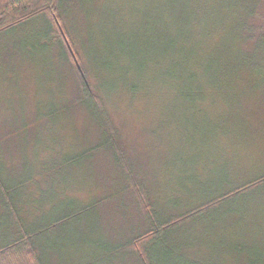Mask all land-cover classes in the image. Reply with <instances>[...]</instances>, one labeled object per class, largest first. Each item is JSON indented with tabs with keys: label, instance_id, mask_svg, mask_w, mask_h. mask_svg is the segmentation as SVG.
Returning a JSON list of instances; mask_svg holds the SVG:
<instances>
[{
	"label": "trees",
	"instance_id": "16d2710c",
	"mask_svg": "<svg viewBox=\"0 0 264 264\" xmlns=\"http://www.w3.org/2000/svg\"><path fill=\"white\" fill-rule=\"evenodd\" d=\"M114 1L116 12L110 18L105 9ZM193 2L165 0L167 16L175 11L185 17ZM210 4L219 12L218 30L206 38L215 40L229 29V45L239 52L235 57L226 55V75L248 73L255 91L264 95V0H210ZM134 9L131 0H0V111L12 109L10 118L0 117V264H264V247L260 252L245 249L242 255L238 240L257 236L264 243V139L258 137L260 129L264 136V121L254 129L250 123L244 128L235 121L238 124L234 122L228 131L237 142L218 146L224 132L214 142L215 130L202 113L203 105L211 101L197 92L203 90L198 81L197 86L191 81L199 75L197 68L205 69L189 59L195 53L192 27L173 28L168 18H162L164 28H149ZM108 21L110 29L104 25ZM10 40L12 48L5 45ZM33 41L41 50L54 49L52 57L60 60L57 76L67 78L65 88L69 86L66 103L60 97L62 82L55 90L39 80L40 90L35 91L18 89L17 79L6 86L21 76L17 67L27 68L23 72L29 74L30 62L36 68L31 61ZM17 60L23 61L21 65L13 64ZM168 79L192 91L184 106L190 116L183 122L198 124L197 147L206 151L204 159L191 156L193 170L210 162L213 167L227 166L229 148L231 155L235 149L254 151L253 161L242 171L220 166L211 170L220 187L198 185L182 196L176 185H164L170 182H162L159 175L167 170L157 171L154 152L150 149L147 159L143 139L129 137L123 119L112 117V111L120 112L119 105L131 108L148 102ZM233 86L239 87L237 82ZM12 90L21 104L34 103L36 110L16 106L12 96L4 94ZM111 90L120 92L115 107ZM125 93L128 99L121 97ZM75 110L84 114L83 129L72 125ZM31 115L43 126L28 137ZM140 121L145 138L148 128ZM109 170L115 172L112 182ZM87 189V195L79 194ZM120 194L129 197L131 207L124 235L117 232L114 220L123 215L113 204ZM243 197L252 205L237 207ZM229 214L237 217L232 224L226 222ZM83 219L84 234L79 227ZM198 226L217 244L199 237Z\"/></svg>",
	"mask_w": 264,
	"mask_h": 264
},
{
	"label": "rangeland",
	"instance_id": "374dc122",
	"mask_svg": "<svg viewBox=\"0 0 264 264\" xmlns=\"http://www.w3.org/2000/svg\"><path fill=\"white\" fill-rule=\"evenodd\" d=\"M193 1L194 8L183 18L180 15H175V11H170L171 17H168V11L164 7L165 0H131V4L135 6L134 11L137 9L141 13L145 25L149 28H164L163 24H161L162 18H168L172 22L170 23L169 21L168 25L173 28H176L179 25L181 27H192V41L195 45L193 47L195 49V53L192 54L189 59L204 65L205 69H202L201 67L197 68L196 72L199 75L194 76L193 80L191 81H194L196 86L198 81L201 87H203V90L198 89L197 92L204 95L203 97L205 101L207 98L211 101L210 103L203 105L202 113L211 122L215 130L216 136L214 138V142L217 135H222L221 133L224 132V135L220 136L222 139L219 140L218 138V146H232L237 142L238 139L235 138V136H233V134L228 130L233 126H236L233 125L235 121H239V127L244 128L250 127V123L251 128L253 129L258 127L259 124H262V120L264 121L262 117L264 112V95L262 92L255 91V82L248 73L242 72L233 77L226 75V65L223 64L227 61L226 55H232V57H235L239 53L235 50H232L229 45V29L221 31L215 40L206 38L209 32L218 30L216 29V21L219 12L212 9L210 0ZM116 7L117 5L114 1V3L111 2L109 7L105 9V11L110 14V18L116 12ZM101 11L103 12V9ZM102 22L99 21V24H102ZM106 23L104 24L106 28H109L112 25V21H108L109 25ZM20 37H22V35H20L19 38ZM5 45L8 48H12L14 45V40H10V42L6 43ZM208 45V49L205 50L203 47ZM33 46V55L31 61L36 64V68L35 65L30 62L29 65H33V71L29 74L23 72V70L27 68L23 69L21 67H17L18 71H21V73H19L21 76L12 78L9 83L6 84V86H10L13 81L17 79L16 83L18 89L20 90L26 87L28 89H32L33 91L40 90V85L38 84L39 81L45 82L47 88L55 90L61 85L62 82L61 86L63 91L60 97L63 98V102L66 103L69 86L65 88L67 78H64L62 81L61 77L57 76L58 72L60 73L61 66L60 60L58 58L52 57V53H55L54 49L52 50L51 48L50 50L48 48H44V50H41L39 48V44L34 41ZM19 49L22 51V47L20 45ZM184 49L188 50L191 48ZM234 60L237 61V59ZM22 62L23 61L17 60L14 61L13 64L21 65ZM28 71L30 70L28 69ZM104 74L105 70L101 69L100 76ZM179 81H181L180 78ZM176 82L177 81L175 79H168L165 81V84L163 83V87L161 89H157L152 92L148 100L149 103L146 100V102L143 101L141 103H137L135 107L131 108H128L127 104L119 105L120 112L112 111L111 113L115 120L116 118L123 119V127L125 128L124 130L127 134H129V137L136 138L138 142H142L141 139H143V142L140 143L143 147V150H141L145 153L147 159L150 149L154 152L159 160V167L157 168V171L163 174V171L167 170L165 174L159 175V177L163 179L162 182H170V184L164 185H176L179 187L178 191H180V195L183 196L184 192H187L189 189L197 190L198 185H201V187H211L214 185L220 187L222 183H217L214 174L212 175L211 170H213L214 167L220 166L222 168H228L230 172L239 170L242 171V169H244L250 162L253 161L250 158L255 156L253 155V150L251 151V154H249L243 153L238 149H235L233 156L231 155V149L229 148L226 150V156L228 155V160L226 163L227 166L216 163L213 167V164L210 162L209 164L204 163L202 165L195 166L197 172L193 170L191 156H198L199 158L204 159L206 158V151L201 150L202 147H197L199 145V135L197 133L198 124L195 122H189L185 124L183 122L184 118L190 116L189 111L184 109V106L190 103L188 100H186V94L192 91H186L184 86H180L179 88L176 87V85L174 86ZM234 82L238 83V88H234ZM170 84L173 85L171 86ZM3 91H5V89ZM109 92L116 96V100L114 98L112 99V101L115 100V103L113 104L115 107L117 95L120 92L117 93L113 90ZM4 94H7V96H12V102L16 106L22 105V108L30 107L29 112L36 110V108H34V103L25 102L21 104V98L14 90L5 92ZM190 95H194V93ZM122 96H124V99H128V95L126 93L122 94L121 97ZM10 103L11 102L8 101V103H6L7 106H10ZM246 109L248 110L247 112H245ZM11 110L12 109L9 107L1 108L0 117L7 120L10 118ZM250 113L252 114L248 117ZM83 117L84 114L81 112V110H75V114L71 120L74 121L72 125H75L78 127V129H83V124L81 123ZM29 120H31V123L27 126L30 129L27 131L28 137L30 134L34 133L37 128L43 126V122H39L37 119H35V115H31ZM140 120H142L145 123V127L148 128V134L145 138L140 131L142 126ZM237 122H235V124ZM28 137L25 136V139ZM258 137L264 139L261 129L258 131ZM17 141L18 139H14L13 144H17ZM241 141L244 142V140ZM250 141L251 143L253 142L255 144L254 139H251ZM262 146L264 148V142L262 143ZM258 161H260V159ZM162 162H168L171 165L166 166L161 164ZM219 162L222 161L219 159ZM101 169L102 168H99V170ZM188 169L189 173H187ZM179 171L183 172L178 173ZM108 174L111 176L110 181L112 182L113 178L115 177V172H111L109 170ZM237 178L239 177L237 176L236 179ZM176 183H179V185ZM88 192L89 191L87 189L80 191L79 194L85 196ZM201 192L198 193V196L201 195ZM257 194L259 195L258 198H261L262 193L258 191ZM129 202V197H127L126 194H120L116 196L115 201L113 202L115 206L119 207L118 212H123V215L119 219L118 217L117 219L114 218V220H117V224L119 226V228H117V232L119 234L123 233V235L124 232L127 231L129 209H131ZM236 205L239 208H243L247 205H252V200L243 197V199L236 202ZM136 213L140 214L138 211H136ZM225 218V216L222 217V219ZM235 218L237 217L229 214L227 215L226 222L232 224V222H234L232 219ZM100 221L102 220L98 216L96 223L99 224ZM79 227L82 229V233L84 234L86 232L85 219L82 220ZM198 234L199 237L210 239L214 245L217 244L215 237L210 234H205V232L202 230V228L200 229L199 226ZM99 237H101L100 233H98L97 239H99ZM245 237L246 236H243V239H238L241 241L243 246L242 255H244L245 249L250 252H260L263 249L264 243L262 239L256 238L257 236H249L247 239H245ZM114 241L116 240L114 239ZM84 247L85 245L83 248ZM129 253V250H126V254ZM209 253L213 254V250L210 249ZM130 261L132 262L131 259Z\"/></svg>",
	"mask_w": 264,
	"mask_h": 264
}]
</instances>
